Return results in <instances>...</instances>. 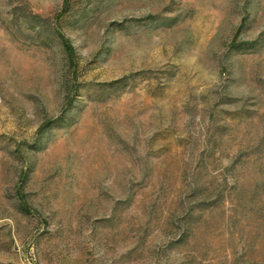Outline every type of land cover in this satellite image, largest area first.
I'll return each mask as SVG.
<instances>
[{
    "label": "rangeland",
    "instance_id": "rangeland-1",
    "mask_svg": "<svg viewBox=\"0 0 264 264\" xmlns=\"http://www.w3.org/2000/svg\"><path fill=\"white\" fill-rule=\"evenodd\" d=\"M0 264H264V0H0Z\"/></svg>",
    "mask_w": 264,
    "mask_h": 264
}]
</instances>
